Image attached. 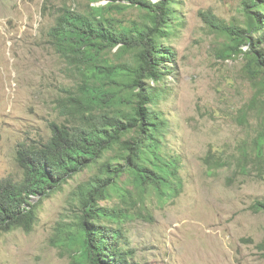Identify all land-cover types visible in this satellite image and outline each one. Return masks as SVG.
<instances>
[{
	"label": "rangeland",
	"instance_id": "1",
	"mask_svg": "<svg viewBox=\"0 0 264 264\" xmlns=\"http://www.w3.org/2000/svg\"><path fill=\"white\" fill-rule=\"evenodd\" d=\"M87 3L0 0V180L22 178L16 160L21 143L49 139L52 122H74L60 113L59 100L76 88L77 73L56 52L48 30L59 6ZM178 3L179 25L170 42L176 58L172 72L157 82L161 92L153 108L167 120L163 146L179 159L180 189L164 198L156 191L144 196L133 191L126 203L114 195L102 204L129 209L120 223L134 263L264 264V211L251 208L264 200V166L260 170L252 158L247 170L237 165L243 150L254 157L264 121L256 109L261 103L249 106L256 96L264 99V92L251 79L243 56H218L225 37L201 14L211 10L227 22L240 20L241 0ZM114 15L127 21L140 14L130 7ZM242 108L248 110L246 119ZM95 171L84 170L44 200L33 198L40 203L34 229L0 234V264H71L77 244L65 237L56 245L52 237L60 222L75 218L77 186Z\"/></svg>",
	"mask_w": 264,
	"mask_h": 264
},
{
	"label": "trees",
	"instance_id": "2",
	"mask_svg": "<svg viewBox=\"0 0 264 264\" xmlns=\"http://www.w3.org/2000/svg\"><path fill=\"white\" fill-rule=\"evenodd\" d=\"M130 7L139 10L138 18L123 21L114 15ZM178 9V0H88L85 6L57 8L49 41L78 78L76 88L59 100V111L74 122H52L49 139L20 144L16 160L22 178L0 180V234L18 228L31 232L40 204L33 198L52 196L94 167L95 173L77 186L75 218L58 224L52 243L66 237L77 244L71 264H138L131 261L120 223L129 209L102 202L117 195L126 203L133 191L141 196L156 191L164 198L180 189L179 159L163 146L168 123L153 108L161 92L157 82L172 72L176 58L170 42L179 25ZM241 13L240 20L227 22L211 10L201 12L225 37L218 56H243L251 79L264 92V0H241ZM256 101L264 121V99L254 97L249 107ZM247 114L242 108L241 117ZM253 150L254 157L247 150L239 155L242 170L251 158L263 169L264 129ZM205 161L210 163L211 155ZM251 208L264 211V200Z\"/></svg>",
	"mask_w": 264,
	"mask_h": 264
}]
</instances>
